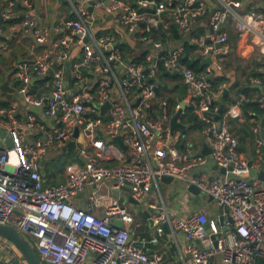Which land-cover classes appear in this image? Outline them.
I'll return each instance as SVG.
<instances>
[{
	"label": "built area",
	"instance_id": "obj_1",
	"mask_svg": "<svg viewBox=\"0 0 264 264\" xmlns=\"http://www.w3.org/2000/svg\"><path fill=\"white\" fill-rule=\"evenodd\" d=\"M67 1L71 17L53 24L37 17L36 8L46 3L23 0L22 16L15 11L16 0L0 6V55L11 50L8 34L28 43V56L13 64L16 84L9 83L17 99L0 105V129L12 142L7 146L0 134V224L28 237L44 264H264V114L250 111L248 117L243 110L254 101L264 112V4ZM207 15L208 28L195 35V23ZM165 22L188 35L186 41L174 45L161 30ZM228 25L239 45L251 41L260 64L248 79L251 92H240L217 119L229 85L215 89L214 78L235 51ZM196 62L202 70L192 66ZM166 72L170 75L164 77L177 78L190 90L188 96L173 102L157 95ZM107 102L110 107L101 115ZM176 111L181 119L199 115L208 154L196 152L190 139L179 147L178 130L172 133L171 127ZM235 117L250 126L256 157L251 148L241 150V134L230 124ZM118 137L126 149L114 140ZM55 153L81 158L68 161L58 183L42 172V162ZM163 177L197 186L221 213L174 214L161 193ZM124 187L130 188L137 212L121 193L114 195ZM81 194L85 200L76 203ZM149 208L153 232L143 235L139 230L145 225L137 215ZM166 226L176 241L177 232L188 240L179 262L147 250ZM13 247L0 239V252L8 250L15 264H22Z\"/></svg>",
	"mask_w": 264,
	"mask_h": 264
},
{
	"label": "crops",
	"instance_id": "obj_2",
	"mask_svg": "<svg viewBox=\"0 0 264 264\" xmlns=\"http://www.w3.org/2000/svg\"><path fill=\"white\" fill-rule=\"evenodd\" d=\"M9 1L10 0H3L1 3L2 4L8 3ZM16 1L18 5L16 6L15 11L17 12V15L22 16L26 12V7L22 4L23 0H16ZM29 1H31L32 3H46L43 7L39 6L38 8H36L37 17L42 19V21L46 24H53L55 22L62 21L64 18L71 17L70 6L69 5L68 7L65 6L66 4H69L67 0H63V2H61L60 0H48V1L29 0ZM252 1L257 2L258 4H261V5L264 4V0H244L245 3H250ZM2 4H0V6ZM211 4H212L213 9L218 7V3H211ZM209 19H210V15L201 17L198 20V22L195 23L193 33L195 35H199L205 32L206 29L208 28ZM108 21H109V18L106 17L104 22H108ZM228 28H229V32L231 35V42L234 45L235 42L237 43V39H238L237 35L233 31V28L231 25H228ZM161 30L165 34L168 33L167 36L172 37L174 45H180L184 43L186 39L188 38V35H182L179 31V28L176 26H173V24L170 22L168 24L165 22L163 25H161ZM9 36L10 34H8V37L5 39H7V41L11 44V50H9L8 52L2 55L4 58L7 59V61L12 62V65H13L20 55L28 56V43H26L25 41L21 43L19 42L17 43L16 41H19L17 34L11 35V38ZM179 39L181 40L179 41ZM250 43H251L250 40L243 41V43L241 42L239 49H236L233 52L230 59L226 62L224 70L220 72L214 78L215 89H218L223 84L229 85V89L226 90L227 95L225 96L223 100V103L225 105L234 104V101L240 92L248 93V94L251 92V90L247 86L248 79L256 73L257 66L260 64V55L259 53H257V50L255 49V47L253 45H250ZM187 48L191 49L192 46L188 45ZM2 69L6 70L7 67L5 68L3 66ZM12 70L7 71V76H9V79H7V82L10 84L15 83V81L12 80ZM160 78H161L160 82L165 83L166 85L167 83L176 84V81H175L176 78L167 79L165 77L166 79H163L162 75H160ZM178 82L180 83V81ZM237 82L240 83L241 87L242 86L244 87L243 91L238 92L239 89H236V91L233 89V85H235ZM0 89H1V86H0ZM189 93H190V90L186 87L185 96H188ZM1 94H2L0 97L1 107L3 106V104L5 103L10 104L12 101L17 99V95L12 92H4L1 90ZM257 94H258L257 92L253 93L254 98H257ZM241 118H237V117L230 118V121L235 119L241 122ZM182 120L187 125V130L191 131L192 134L190 136L184 135L182 130H178V134L181 139L178 144L179 147L184 148L186 145H185V142L183 141L190 139L194 142L195 151L198 153H201L203 151V144L201 143V141L204 140L203 138L204 134L202 132L203 127H204L203 123L201 122L199 123L198 127L196 126L194 127L195 122H192V121L188 122L187 120L185 121L184 118ZM246 128L248 130H251L249 125H247ZM243 135L245 136L244 132H243ZM196 137H198V139ZM245 137H247L246 139V142H247L248 138H252V135L249 132V135ZM246 147L251 148L250 143H246ZM57 159H60L62 162L63 161L66 162V164L68 163L69 160H77V161L81 160V158L77 154L61 156L55 153L54 155L50 156L48 159L42 162V165H43L42 172L43 173L46 172L45 173L46 176L49 177L52 175L53 172L58 171V169L54 168ZM262 165L264 166V161H262ZM53 168H54V171H53ZM64 170H65V167H64ZM64 170H62V172H64ZM196 172L197 171H194L192 174L196 175ZM60 173L61 172H59L58 177H59V180H61L62 182L64 181L65 174L63 173V176H62L60 175ZM159 184L161 188V193L163 195V199L165 201L164 203L167 206V208L174 214L188 216L191 213L197 210H202V209H205L211 214H214L215 212H217V214H220L222 211V207L216 201H211V202L209 201L207 203L202 199L200 201H196V196L191 191H189L188 189L189 186L185 184L184 182L177 181V180L167 182V181H163L160 179ZM127 192L128 191L122 189V191H114V195H119L121 193L123 198L125 197L124 199L128 202L129 195ZM152 198L154 199V194L152 195ZM77 200H79V202H83L85 200V195L81 194L79 199L75 200L76 203H77ZM160 204H162V201H160ZM128 205L133 210H135L133 208L135 205L133 206L129 202H128ZM137 218L140 221H143L145 225L144 228L141 230L143 232H146L147 235L152 234L153 231H150V225H149L148 220L142 217V214L137 215ZM141 230H139V233L142 234ZM177 238L179 241H176L173 237V234H171L170 231H167L162 237H158L151 243H148L147 250L151 254L152 253L161 254L164 260H167L170 262H179L180 261V250L185 249L186 245L188 244V240L182 232H177ZM14 250L17 251L16 248H14ZM21 260H22V264H28L25 259L22 258ZM0 264H15V262L13 261V256L8 250L0 252Z\"/></svg>",
	"mask_w": 264,
	"mask_h": 264
},
{
	"label": "water",
	"instance_id": "obj_3",
	"mask_svg": "<svg viewBox=\"0 0 264 264\" xmlns=\"http://www.w3.org/2000/svg\"><path fill=\"white\" fill-rule=\"evenodd\" d=\"M60 1L63 2V0H60ZM0 19L1 20L4 19L2 11H1V7H0ZM130 42L132 45H135V41H133L132 39H130ZM208 62L210 63L211 60L209 59ZM177 74L178 73H175L174 75H177ZM167 75H170V73L169 72L164 73V76H167ZM159 85L164 87L165 83L160 82ZM1 90L4 92H14V88H12L11 85L7 82H4L1 85ZM14 93L18 96V93H16V91ZM160 94H161V91H160V88L158 87L157 88V95L159 96ZM226 95H227V92L225 93L224 97ZM109 107H110V102H107L102 107L101 115H105L107 112V109ZM224 108H225V104L222 103L220 114L217 116V119H220V115L223 113ZM171 127H172V133H175L177 130L183 131V130L187 129V125L181 119V111H176L174 113V115L171 119ZM242 130H243L245 136L249 135V131L247 128L243 127ZM0 134H3L5 136V139H6L5 143L7 146L10 147L12 145V142H11V139L8 136L7 132L0 129ZM77 135H78V130H76V133H75V136H77ZM262 136L264 138V119L262 121ZM114 140L117 141L123 149H126V146L123 144L121 137L115 138ZM201 143L203 144V151L201 153L202 154H208L210 152L208 145L204 142V140H202ZM2 144L3 143L0 142V145H2ZM216 169L217 168L215 167L213 170V174L216 173ZM221 172H225V169H222ZM261 177L264 178V174H262ZM162 180L167 181V182H171V181H173V178L163 177ZM123 189L128 191V192L130 191L129 187H124ZM188 189H189V191H191L196 196V201H200L201 199L204 200L206 203L209 201L210 202L213 201L212 197H208L207 194L202 193L201 190L195 185H190ZM128 202L133 206L137 205V202L132 197V195L129 196ZM135 211L137 212V210H135ZM151 211H152V209L149 208L147 211L142 213V217H144L145 219L148 220L149 225H150V231H153L154 223L150 218ZM221 222L223 223L222 217H221ZM115 224L122 226V227L124 225L123 222H121L117 219L115 221ZM165 228H166V231H169L168 226H166ZM0 237H4L8 241H10L16 247V249L19 250V252L24 256V258L28 264H44L41 257H39L36 250L34 249L33 245L17 229H15L11 226L0 224Z\"/></svg>",
	"mask_w": 264,
	"mask_h": 264
},
{
	"label": "trees",
	"instance_id": "obj_4",
	"mask_svg": "<svg viewBox=\"0 0 264 264\" xmlns=\"http://www.w3.org/2000/svg\"><path fill=\"white\" fill-rule=\"evenodd\" d=\"M3 0H0V4H2L1 2H2ZM6 3H3L1 6H3V5H5ZM128 45V44H127ZM188 45V44H187ZM129 47H131L130 45H128ZM234 46V45H233ZM239 44L237 43H235V50L236 49H239ZM188 49H190V48H188ZM125 53H127V51H125ZM3 55H0V77L6 72V70L5 69H2L3 68V66L1 65L2 63V60H3ZM4 64V63H3ZM194 68H196L198 71H200V70H202V66L200 65V63L199 62H196L194 65H192ZM5 67V66H4ZM6 68V67H5ZM7 69H8V67H7ZM6 75H7V72H6ZM162 75V77H164V75L163 74H161ZM177 79V78H176ZM7 82V79L6 80H2V82ZM3 84V83H2ZM1 83H0V86L2 85ZM166 85V84H165ZM165 88H166V86L165 87H163L162 88V91H161V94H160V97H161V95H162V93H164V91H165ZM176 89L180 92V98H183V97H185V95H186V87H184L183 85H181L180 83H178V84H176ZM233 89L236 91V89H239L238 90V92H240V91H243L244 90V87L242 86H240V83L239 82H237L235 85H233ZM166 93V92H165ZM165 98H167V99H171V97H165ZM179 99V98H178ZM177 99V100H178ZM227 99V98H226ZM176 100V101H177ZM180 100V99H179ZM175 102V101H174ZM8 105H10V104H8V103H5V104H3V106H8ZM244 114H245V116H248L249 117V112L250 111H253L256 115H262V114H264V112H263V110L259 107V104L257 103V102H250V103H247L246 105H245V107H244ZM188 116V117H187ZM186 117H184V119H185V121L187 120L188 122L189 121H192V122H195V124H194V127L196 126V127H198L199 126V123H201L202 121H201V119H200V117H199V115L198 114H192V113H189V115H187ZM238 121V120H237ZM239 123H240V125H237L236 123H235V119H233V120H231L230 121V123H231V125H232V127H233V130H235L237 133H240L241 134V150H245V147H246V145H244V143L246 142V139H247V137H245L244 135H243V132H242V128L245 126L246 127V124L245 123H241L240 121H238ZM72 147H73V145H71V149H72ZM64 162V161H63ZM61 163H62V161H60V159H58L57 160V163H56V165L54 166V168H56V169H58V171H56V172H53L52 173V175L51 176H47L49 179H51V178H54L55 179V182L56 183H58V182H61V180H59V177H58V174H59V171L60 172H62V170H64V166H66V162H64V164L63 165H61ZM58 165H61L62 166V168H58ZM54 168H53V171H54ZM46 173V172H45ZM48 174V173H47ZM142 231V230H141ZM142 234L143 235H147V233L146 232H143L142 231ZM19 251V250H18ZM40 257V256H39Z\"/></svg>",
	"mask_w": 264,
	"mask_h": 264
},
{
	"label": "rangeland",
	"instance_id": "obj_5",
	"mask_svg": "<svg viewBox=\"0 0 264 264\" xmlns=\"http://www.w3.org/2000/svg\"><path fill=\"white\" fill-rule=\"evenodd\" d=\"M48 4V3H47ZM50 4V3H49ZM65 6H67L68 7V4H66ZM236 43V42H235ZM235 43H234V47H235ZM237 44V43H236ZM6 56V55H5ZM2 64V66H5V67H8V69H6V72L7 71H10V70H12V68H13V65H12V62H10V61H7V59L6 58H3V60H2V62H1ZM4 63V64H3ZM6 72L0 77V83L2 84V83H4V82H2V80L4 81V80H6V79H9V76H7L6 75ZM242 73H243V71H242ZM163 79H166L165 77H163ZM176 81V84H178L179 82H178V80H175ZM176 84H174V83H167V85H166V88H165V91H164V93H162V95H161V99L163 100L165 97H171V99H170V101H175V100H177L178 98L180 99V100H182L183 98H180V92L176 89ZM182 85V84H181ZM184 86V85H183ZM185 87V86H184ZM166 92V93H165ZM1 89H0V97H1ZM235 123L237 124V125H240V123L237 121V120H235ZM231 124V123H230ZM232 126V125H231ZM183 134L184 135H188V136H190L191 134H192V132L191 131H188L187 129L186 130H183ZM197 136H199V135H197ZM197 139H198V137H196ZM246 143H250V145H251V150H252V154L254 155V157H256V149H257V142L255 141V139H254V137H252V138H248V141L247 142H245L244 143V145H246ZM246 149H249V148H247V147H245V150ZM58 160V159H57ZM57 160H56V163H57ZM61 161V160H60ZM56 163H55V165H56ZM64 164V162H62L61 163V165H63ZM61 165H58V168H62V166ZM64 167H66V166H64ZM65 171V170H64ZM60 172V171H59ZM63 173L64 172H61L60 173V175H62L63 176ZM61 176V177H62ZM116 194V193H115ZM137 207H135L134 209H136ZM135 211V210H134ZM25 236V235H24ZM26 238H28V237H26ZM0 239L1 240H7L6 238H4V237H0ZM34 247V249L36 250V252H37V254L40 256V253H39V251H38V249H37V247L36 246H33ZM22 256V258L23 259H25L24 258V256L23 255H21Z\"/></svg>",
	"mask_w": 264,
	"mask_h": 264
},
{
	"label": "clouds",
	"instance_id": "obj_6",
	"mask_svg": "<svg viewBox=\"0 0 264 264\" xmlns=\"http://www.w3.org/2000/svg\"><path fill=\"white\" fill-rule=\"evenodd\" d=\"M22 255V254H21Z\"/></svg>",
	"mask_w": 264,
	"mask_h": 264
}]
</instances>
